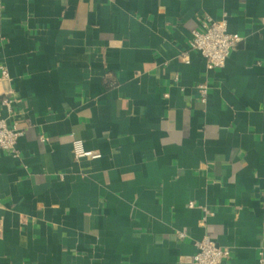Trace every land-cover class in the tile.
Listing matches in <instances>:
<instances>
[{
  "label": "crops",
  "instance_id": "crops-1",
  "mask_svg": "<svg viewBox=\"0 0 264 264\" xmlns=\"http://www.w3.org/2000/svg\"><path fill=\"white\" fill-rule=\"evenodd\" d=\"M207 15L241 36L213 70ZM0 64V264H187L205 233L264 264V0H0Z\"/></svg>",
  "mask_w": 264,
  "mask_h": 264
},
{
  "label": "built area",
  "instance_id": "built-area-1",
  "mask_svg": "<svg viewBox=\"0 0 264 264\" xmlns=\"http://www.w3.org/2000/svg\"><path fill=\"white\" fill-rule=\"evenodd\" d=\"M241 40V36L228 31L227 21L224 18L213 19L206 16L201 19V29H193L188 38L189 48L197 50L206 59L207 70H213L224 65L231 49ZM11 76L7 67L0 64V150H8L16 153V142L24 132L17 125L7 121V117L14 116V104L16 102L15 89L10 82ZM3 82H7V87L2 88ZM198 93L201 100L206 99L207 85L205 82L198 85ZM6 111V116L3 115ZM73 152L76 158L81 156L100 155L97 150L84 149L80 139L74 140ZM189 206L199 208L205 217L209 210L202 205L190 201ZM185 233L178 232V238H182ZM196 252L186 260L187 264H224L230 256L228 248L220 246L215 238L205 233L200 239L195 241Z\"/></svg>",
  "mask_w": 264,
  "mask_h": 264
}]
</instances>
